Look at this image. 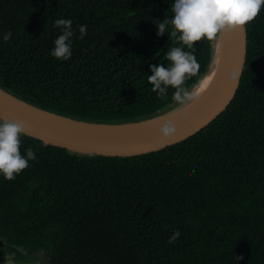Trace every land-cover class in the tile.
<instances>
[{
	"label": "trees",
	"instance_id": "16d2710c",
	"mask_svg": "<svg viewBox=\"0 0 264 264\" xmlns=\"http://www.w3.org/2000/svg\"><path fill=\"white\" fill-rule=\"evenodd\" d=\"M173 3L0 0V87L88 122L160 115L178 105L174 89L162 99L148 82L150 66L167 68V52L181 46L171 26L157 35ZM61 18L75 31L66 61L51 55ZM78 25H87L83 39ZM246 30L233 100L179 143L130 157L81 155L24 134L21 154L32 148L37 159L15 180L0 174V264L12 253L44 264H264V8ZM211 45L184 46L200 64L189 90L208 71Z\"/></svg>",
	"mask_w": 264,
	"mask_h": 264
},
{
	"label": "clouds",
	"instance_id": "9594fccd",
	"mask_svg": "<svg viewBox=\"0 0 264 264\" xmlns=\"http://www.w3.org/2000/svg\"><path fill=\"white\" fill-rule=\"evenodd\" d=\"M264 8V0H174L171 6L173 17L157 23L158 36H163L171 26L170 36L176 38L181 46L172 47L166 54L165 59L170 62L165 68L163 65L150 66L152 75L148 76V82L152 85V91L158 94L159 98H167L169 88L174 89L172 100L176 104L185 106L195 103L198 100L196 88L189 90L185 87L186 80L198 75L200 64L191 51H185L184 46L193 49L197 42L207 39L210 42H218L224 34L244 28L253 22ZM71 19H57L54 27L59 28L62 34L55 39V47L51 55L58 60H68L72 57V45L75 31ZM79 39L87 34V25H78ZM179 34V35H178ZM13 33L9 30L3 40H11ZM240 72L233 71L229 79L237 81ZM207 77H203L197 87L203 85ZM187 118L188 113L182 114ZM162 126L158 136L168 140L177 135V127L172 118H162ZM160 121V122H161ZM26 132V125L23 122L0 120V174L9 180H15L16 176L29 167V161L37 159L32 148L26 150L22 155L21 137ZM181 236L180 230H176L168 239V244L175 243ZM16 251L27 255L22 247ZM16 253L5 257V264H14ZM243 257H237V260Z\"/></svg>",
	"mask_w": 264,
	"mask_h": 264
},
{
	"label": "water",
	"instance_id": "95a60500",
	"mask_svg": "<svg viewBox=\"0 0 264 264\" xmlns=\"http://www.w3.org/2000/svg\"><path fill=\"white\" fill-rule=\"evenodd\" d=\"M224 63L219 77L202 101L191 109L187 118L174 120L177 135L165 140L158 136L160 127L137 135H106L97 131L100 126H116L128 123H97L70 118L37 107L0 87V120L23 122L25 135L41 140L45 145L65 148L81 155L130 157L159 151L179 143L206 127L219 116L233 100L245 69L247 55V30L225 34ZM239 71L237 81L229 74ZM150 119V118H149ZM135 123V122H130ZM6 244L0 237V248ZM5 264V261L2 263ZM14 264H44L41 259Z\"/></svg>",
	"mask_w": 264,
	"mask_h": 264
},
{
	"label": "bare ground",
	"instance_id": "6f19581e",
	"mask_svg": "<svg viewBox=\"0 0 264 264\" xmlns=\"http://www.w3.org/2000/svg\"><path fill=\"white\" fill-rule=\"evenodd\" d=\"M225 43H226L225 34L218 42H212L211 62L207 73L203 76V77L206 76L207 79L203 85L197 87L198 85L197 83L190 88V90L196 88L198 92V100L195 103H190L189 105H185V106L176 105L172 107L170 110L160 115L139 122L116 125V126H100L97 127L96 130L106 135H137L162 126L163 124V122L161 121L162 118H172L173 120H176L179 117L183 116L182 115L183 113L189 112L197 104H199L202 101V99L206 95H208V93L214 87L219 77L220 70L222 69L224 63Z\"/></svg>",
	"mask_w": 264,
	"mask_h": 264
}]
</instances>
